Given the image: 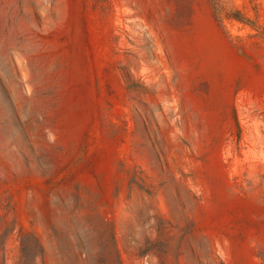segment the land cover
Here are the masks:
<instances>
[{"label": "rangeland", "instance_id": "1", "mask_svg": "<svg viewBox=\"0 0 264 264\" xmlns=\"http://www.w3.org/2000/svg\"><path fill=\"white\" fill-rule=\"evenodd\" d=\"M26 2L0 0V264H264V0Z\"/></svg>", "mask_w": 264, "mask_h": 264}, {"label": "trees", "instance_id": "2", "mask_svg": "<svg viewBox=\"0 0 264 264\" xmlns=\"http://www.w3.org/2000/svg\"><path fill=\"white\" fill-rule=\"evenodd\" d=\"M217 1H219V0H217ZM226 14L229 18H233V19H236V20L241 21V22L252 23L251 20L247 16H245V14L242 11H240L238 9L230 10Z\"/></svg>", "mask_w": 264, "mask_h": 264}, {"label": "bare ground", "instance_id": "3", "mask_svg": "<svg viewBox=\"0 0 264 264\" xmlns=\"http://www.w3.org/2000/svg\"><path fill=\"white\" fill-rule=\"evenodd\" d=\"M27 2H29V0H27ZM27 2H26V3H27ZM26 9H27V8H26Z\"/></svg>", "mask_w": 264, "mask_h": 264}]
</instances>
